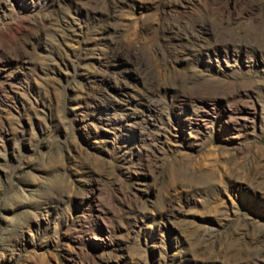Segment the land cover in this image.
<instances>
[{"label": "rangeland", "instance_id": "rangeland-1", "mask_svg": "<svg viewBox=\"0 0 264 264\" xmlns=\"http://www.w3.org/2000/svg\"><path fill=\"white\" fill-rule=\"evenodd\" d=\"M0 264H264V0H0Z\"/></svg>", "mask_w": 264, "mask_h": 264}]
</instances>
